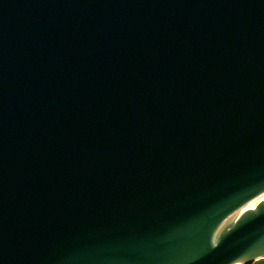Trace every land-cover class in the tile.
Here are the masks:
<instances>
[{
  "label": "water",
  "instance_id": "obj_1",
  "mask_svg": "<svg viewBox=\"0 0 264 264\" xmlns=\"http://www.w3.org/2000/svg\"><path fill=\"white\" fill-rule=\"evenodd\" d=\"M261 251L264 0H0V264Z\"/></svg>",
  "mask_w": 264,
  "mask_h": 264
},
{
  "label": "bare ground",
  "instance_id": "obj_2",
  "mask_svg": "<svg viewBox=\"0 0 264 264\" xmlns=\"http://www.w3.org/2000/svg\"><path fill=\"white\" fill-rule=\"evenodd\" d=\"M263 253H264V251L256 252L253 256L246 258V259L238 260L234 264H245L247 261H249L250 259H253V258H255L256 260L261 259L264 257Z\"/></svg>",
  "mask_w": 264,
  "mask_h": 264
}]
</instances>
